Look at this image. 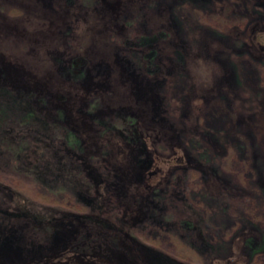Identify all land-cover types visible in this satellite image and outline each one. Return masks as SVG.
Here are the masks:
<instances>
[{
	"label": "trees",
	"instance_id": "1",
	"mask_svg": "<svg viewBox=\"0 0 264 264\" xmlns=\"http://www.w3.org/2000/svg\"><path fill=\"white\" fill-rule=\"evenodd\" d=\"M53 1L54 6L48 7L40 0H0V93L23 92L20 103L30 110L28 122L36 125L0 126V139L26 148L15 155L21 164L28 162L27 154L34 157L28 163H37L42 152H52L41 139L50 116V124L62 129L60 146L54 147L64 160L74 163L87 191L74 188L56 198L34 192L29 181L6 183L0 178V192L10 200L8 208L0 205V213L12 219L0 221V264H67L88 259L93 264H140L114 241V235L129 237L124 232L127 219L142 216L148 200L161 187L171 185L186 200L177 171L192 165L188 158L186 164L175 162L181 152L176 145L180 126L154 110L150 98L141 97L136 78L144 80L155 73L161 57L175 55L181 60L184 56L178 52L179 41L167 11L151 7L153 0H96L94 5L89 0ZM140 7L146 10L144 20L150 32L131 39L126 17ZM257 31L264 33V25ZM116 43L141 45L140 76L114 62ZM246 46L255 58L264 51L252 37ZM56 54L60 56L52 57ZM60 59L68 60L65 77ZM87 62L107 64L108 74L88 81L84 93H79L76 82L84 77ZM105 114L111 116L110 123ZM57 134L50 133L49 138L55 140ZM186 225L197 227L192 219ZM29 227L42 230L41 234H27ZM248 238L235 235L231 240L235 247L230 244L227 256L238 255V247ZM175 252L177 261L189 258L187 264H203L193 246L177 241ZM250 264L255 263L250 260Z\"/></svg>",
	"mask_w": 264,
	"mask_h": 264
},
{
	"label": "rangeland",
	"instance_id": "2",
	"mask_svg": "<svg viewBox=\"0 0 264 264\" xmlns=\"http://www.w3.org/2000/svg\"><path fill=\"white\" fill-rule=\"evenodd\" d=\"M40 1L54 6L53 0ZM88 2L94 5L96 0ZM150 6L167 11L169 25L179 41L178 52L184 59L161 57L155 73L144 80L136 78L138 92L152 100L154 110L179 124L176 145L181 152L176 158H181H175V162L185 163L188 158L192 167L177 171L186 200L171 185L161 187L148 200L142 216L127 219L124 232L129 237L116 233L114 241L140 264H187L189 258L177 261V241L193 246L203 264L214 258V264H250V260L264 264V51L255 58L246 46L249 37L264 46V33L257 31L264 25V0H153ZM145 14L140 7L126 17L131 39L149 34ZM140 48L116 43L114 62L140 76ZM59 62L65 77L68 60ZM108 69L105 63L87 62L82 78L85 82L80 78L76 82L79 93H84L88 81L107 75ZM95 84L106 88L103 83ZM19 94L24 95L0 93L1 127L36 126L28 122L29 109L20 103ZM105 116L110 123L111 116ZM44 118L48 123L41 139L52 152H42L33 164L28 162L34 157L27 154L28 162L21 164L15 155L26 148L0 139V178L6 183L29 181L34 183V192L56 198L69 195L74 188L87 191L74 163L69 164L55 149L60 146L62 129L54 122L50 124V116ZM50 133H58L55 140L49 138ZM9 203V196L0 192V205L8 208ZM56 207L67 211L64 206ZM9 219L0 213V221ZM190 219L197 227L186 225ZM27 230V234L39 235L42 231H33L32 227ZM239 234L249 236L248 241L238 247V255L227 256L230 244L235 247L231 240ZM67 264L93 263L88 259Z\"/></svg>",
	"mask_w": 264,
	"mask_h": 264
},
{
	"label": "flooded vegetation",
	"instance_id": "3",
	"mask_svg": "<svg viewBox=\"0 0 264 264\" xmlns=\"http://www.w3.org/2000/svg\"><path fill=\"white\" fill-rule=\"evenodd\" d=\"M226 264H229V263H226ZM232 264H235V263H232Z\"/></svg>",
	"mask_w": 264,
	"mask_h": 264
}]
</instances>
